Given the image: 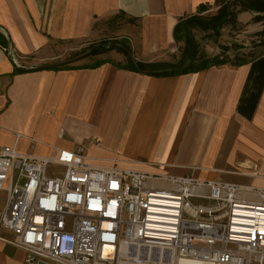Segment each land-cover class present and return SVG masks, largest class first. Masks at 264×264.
Returning a JSON list of instances; mask_svg holds the SVG:
<instances>
[{"label":"crops","instance_id":"1","mask_svg":"<svg viewBox=\"0 0 264 264\" xmlns=\"http://www.w3.org/2000/svg\"><path fill=\"white\" fill-rule=\"evenodd\" d=\"M215 1L0 0L10 41L0 46V148L55 156L84 146L104 166L264 189V53L174 76L128 69L117 50L71 61L114 39L127 41L135 61L172 65L184 44L174 37L178 21ZM256 15L239 12L236 25L258 32ZM25 258L0 239V264Z\"/></svg>","mask_w":264,"mask_h":264},{"label":"built area","instance_id":"2","mask_svg":"<svg viewBox=\"0 0 264 264\" xmlns=\"http://www.w3.org/2000/svg\"><path fill=\"white\" fill-rule=\"evenodd\" d=\"M1 238L26 264H264V189L5 146Z\"/></svg>","mask_w":264,"mask_h":264},{"label":"trees","instance_id":"3","mask_svg":"<svg viewBox=\"0 0 264 264\" xmlns=\"http://www.w3.org/2000/svg\"><path fill=\"white\" fill-rule=\"evenodd\" d=\"M215 5L218 7L215 14L202 15L203 12L210 9L208 4L200 5L198 13L181 18L175 26L174 37L177 42H183L181 55L178 61L172 65L164 63H145L135 61L132 57L133 51L127 41H117L114 39H105L96 44H91L71 57H75L83 52L88 51L87 56H95L107 53L111 50H117L124 53L127 57L126 68L154 76H174L189 72H196L210 66L223 65L232 63L239 65L250 59L256 58L264 53V0H216ZM242 11H255L254 17L256 22H262L263 28L257 33V41L253 45V51L246 54H238L234 57L226 55L232 50L229 46L221 45L220 54L206 58L201 55L200 44L196 38L195 30L209 31L221 34V30L227 25H236L237 16ZM240 45V46H238ZM238 48L245 47L238 44ZM242 45V46H241ZM0 46L10 47V41L4 30L0 27ZM68 63V62H67ZM67 63L47 66L45 68L60 69L68 66ZM98 61L97 64H101ZM27 71V70H20Z\"/></svg>","mask_w":264,"mask_h":264},{"label":"rangeland","instance_id":"4","mask_svg":"<svg viewBox=\"0 0 264 264\" xmlns=\"http://www.w3.org/2000/svg\"><path fill=\"white\" fill-rule=\"evenodd\" d=\"M217 9L218 7L215 6L213 10L207 11L205 14L206 15L215 14ZM195 35L200 44V51H201L202 56L214 55L216 52L219 51L221 45H226V46H229V48H232L233 57L238 54H246L248 52L253 51V45L255 44L258 38L256 32L254 31L252 32V30L249 32H245L243 31V27H241L239 24L225 26L221 30V34H216L212 30L203 31V30L198 29V30H195ZM238 35H239V38L237 37ZM236 38L239 41H236ZM241 42H245V44H247V45H244L245 49L243 50L237 47L238 44H242ZM228 43L230 45H228ZM178 46L180 48L181 45H178ZM81 49L79 51H81ZM193 201L196 202L195 199H193Z\"/></svg>","mask_w":264,"mask_h":264},{"label":"water","instance_id":"5","mask_svg":"<svg viewBox=\"0 0 264 264\" xmlns=\"http://www.w3.org/2000/svg\"><path fill=\"white\" fill-rule=\"evenodd\" d=\"M88 53H89L88 51H86V52H83V53H81V54H79V55H77V56L73 57L71 61L78 60V59H80V58H82V57H84V56L88 55ZM38 264H49V263H47V262H44V261H39V262H38Z\"/></svg>","mask_w":264,"mask_h":264},{"label":"bare ground","instance_id":"6","mask_svg":"<svg viewBox=\"0 0 264 264\" xmlns=\"http://www.w3.org/2000/svg\"><path fill=\"white\" fill-rule=\"evenodd\" d=\"M158 196H162V197H165V196H163V195H158Z\"/></svg>","mask_w":264,"mask_h":264}]
</instances>
